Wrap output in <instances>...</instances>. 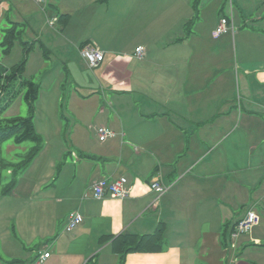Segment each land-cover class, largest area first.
<instances>
[{"label":"crops","instance_id":"1","mask_svg":"<svg viewBox=\"0 0 264 264\" xmlns=\"http://www.w3.org/2000/svg\"><path fill=\"white\" fill-rule=\"evenodd\" d=\"M9 1L0 0V26L3 20L11 23ZM13 1L19 20L13 23L36 26L42 22L28 21L26 12L33 13L29 0ZM36 1L43 11L58 6L57 0ZM148 1H120L121 12L129 18L137 16L138 8ZM193 1L165 0V8L157 12L161 19L133 30L138 40L132 53L108 46L99 33L84 36L79 43L69 40L81 43L80 52L89 44L105 52L90 77L88 97L102 93L108 100L101 110L105 125L106 113L117 110L113 112L116 119L108 120L109 126L99 127L116 136L101 141L92 157L88 155L92 163L86 166L87 178H82L76 203L66 212L78 211L83 222L70 237H55L59 246L49 251L45 264H214L213 255L222 253V244L229 243L236 224L249 211L259 214L257 208L261 222L252 229L253 235L238 238L237 247L248 241L264 246V126L260 118L250 116L254 107L264 108L261 92H257L258 99L253 94L257 83L264 87V40L260 38L261 46L246 42L242 48L241 42L250 36L246 29L242 31V23L235 25L224 13L230 10L222 0H201L200 4L196 0L198 6H192ZM214 1L219 5L212 11L215 17L207 33L203 20L208 4ZM229 1L237 7L233 13L246 22L250 14L264 11L263 0ZM100 7L103 11V5ZM102 11L99 16H105ZM61 15H70L69 20L61 21V31H66L73 16L69 12ZM60 17L53 12L50 25L60 23ZM223 18H229L234 30L211 37ZM258 18L256 21L264 23V13ZM37 28L43 33V25ZM251 28L264 33L262 27ZM30 30L36 34L35 27ZM3 38L4 34L1 43ZM38 40L45 45L42 39L34 41ZM139 48L145 49L143 59L137 57ZM238 90L250 100L252 111L245 115L238 111ZM122 176L129 180L127 198L93 197L90 187L94 182ZM156 176L169 187L162 195L150 187ZM59 198V202L64 200ZM162 223L161 251L129 253L124 263L113 252L111 240H103L122 233L152 234Z\"/></svg>","mask_w":264,"mask_h":264},{"label":"rangeland","instance_id":"2","mask_svg":"<svg viewBox=\"0 0 264 264\" xmlns=\"http://www.w3.org/2000/svg\"><path fill=\"white\" fill-rule=\"evenodd\" d=\"M32 1L29 0L27 3L33 12H26L27 19L29 18L30 23H35L37 19L42 22L36 26L29 23L22 26L20 28L21 36L16 40L9 54L4 53L0 40V61L8 67H14L26 59L25 50L30 48L23 42H33L35 39H42L45 42V47L40 42L32 46L23 72L24 79H31L40 86L33 122L36 134L41 138L43 146L24 170L16 172L14 168H11L2 171L0 264H32L33 258L37 257L39 253L57 249L59 244L57 246L54 243L55 237L64 240L78 228L71 233L66 231L70 214L78 212L72 211L67 215V211L76 203L75 199L81 188L82 178L83 180L87 178L86 166L92 163L88 155L92 157L96 147L101 143L97 129L100 126H109L108 120L113 121L117 117V114H113L115 111L113 110V112L106 113V125L102 122L105 116L101 110L106 106L108 100L102 93L88 97L89 86L92 85L89 80L94 76L95 68L90 67L87 60L83 58L79 49L81 43L76 44L69 40L79 43L84 36L89 38L99 33L98 37L102 38L103 42L108 41V46L122 51L128 50L132 53L131 48H133L135 39L138 40V37L133 34V30L136 27H150L156 18L161 17L157 12L165 8L166 4L165 0H149L143 4V7L138 8L137 16L129 18L127 13L121 12L120 3L123 0H110V5L98 3V0H57V8L52 9L49 6L44 11L40 8L42 5L38 4L36 0ZM195 1L192 6H198ZM198 2L200 4L201 0ZM9 3L11 5L9 13L11 23L3 20L0 26V39H2L4 31L8 27H12L13 22L19 21L16 19V4L13 0H10ZM221 3L230 10L229 14L227 9L224 13L232 21L234 20L235 25H238V22L242 23V31L246 29L245 31L250 36V40L241 42L242 48H245L246 42L248 46L251 42L255 46H261L260 38L264 40V33L259 34L257 33L259 29L251 27L264 28L263 22L256 21L264 11L250 14L247 18L249 21L246 22L244 18H238V14L233 13V11L236 12L237 7L230 4L229 0H222ZM261 3L264 7V0ZM61 5L66 8L62 9ZM101 5H103V11ZM106 5H109V8ZM218 5V1L208 4L207 18L203 20L207 33L210 31L215 17L214 14L212 15V11ZM98 9L104 12L105 16H99ZM53 12L55 16H61L63 12H69L73 16L68 30L61 31V22L56 23V26L50 25L49 18ZM245 14L247 15L246 12ZM192 21H195V25L198 26L197 18ZM220 24L221 22L218 25ZM42 25L44 26L43 33L39 32L37 28ZM31 27L36 28V34L31 32ZM217 28L211 37L216 36ZM222 35H219L218 38ZM239 44L238 41V46ZM141 49L143 50V48ZM137 57L144 58L143 56ZM239 57L244 59L241 53H239ZM249 57L246 56V58ZM256 86L258 87L253 89V94L258 99L257 92H261L262 105L264 104V87L261 85L259 88L258 83ZM17 89L19 93L4 112L2 119L30 116L25 101L26 91L20 89L19 86ZM257 99L255 101H258ZM249 101L245 100L239 90L237 91L236 102L240 114L245 115L251 110ZM263 110L254 107V114L251 113L250 116L260 118L263 124L262 121H258L264 126ZM34 146L35 144L32 142H25L21 145L7 142L4 146L3 156L8 161L20 162ZM82 155H87V157L81 159ZM8 190H12L13 193L7 197L5 193ZM88 192L86 191L84 195H87ZM84 195L82 200L79 198L80 203L84 201ZM59 197L64 200L59 202L57 200L60 199ZM256 211L260 214V208H257ZM253 234L254 232H250L246 236ZM237 240L229 237V243L222 244V253L213 255V263L264 264V246L258 247L248 241L237 247V243L240 245V241ZM224 241L223 238L222 242ZM206 264L209 262L206 261Z\"/></svg>","mask_w":264,"mask_h":264},{"label":"trees","instance_id":"3","mask_svg":"<svg viewBox=\"0 0 264 264\" xmlns=\"http://www.w3.org/2000/svg\"><path fill=\"white\" fill-rule=\"evenodd\" d=\"M69 16L70 15H61L59 19L60 22L69 20ZM22 26L23 25L18 23H12V27L5 31L4 38L1 43L5 54H9L11 52L16 40L20 38V28ZM187 27H189V24ZM37 42H40L41 45L45 47L41 40L23 42L25 46L30 48L25 50L26 59H24L22 63L14 67H8L0 61V184L2 181L3 170H10L11 168H14L16 172L24 170L28 167L29 163L35 158L43 146L41 138L36 134L33 122L35 106L40 94V86L31 79H24L23 76L25 64L28 60L27 57L31 53L32 46H34ZM17 86L26 91L25 101L28 105L30 116L2 119L4 112L19 93ZM7 142H13L17 145H21L25 142H32L35 146L23 157L24 159L22 161L12 162L8 161L3 156L4 146ZM12 193V190H8L6 191L5 196H11ZM164 238L165 225L162 223L152 234L140 236L137 234L122 233L116 237L106 236L103 240H106L105 242L111 240L113 252L117 254L121 258V262L124 263V260L129 253L161 251Z\"/></svg>","mask_w":264,"mask_h":264},{"label":"built area","instance_id":"4","mask_svg":"<svg viewBox=\"0 0 264 264\" xmlns=\"http://www.w3.org/2000/svg\"><path fill=\"white\" fill-rule=\"evenodd\" d=\"M230 30H234V27L230 25V20L224 18L221 24L217 28L216 36L225 34ZM82 56L87 60L90 67L94 68L98 66L104 59V52L100 51L94 45L89 44L85 46L82 51ZM137 56H143V50L141 48L137 51ZM97 134L100 141L104 142L109 138H114L116 135L114 132L108 130L105 127L98 129ZM129 180L127 177L122 176L115 181L101 180L94 182L91 186V191L95 199L101 200L107 196L114 198L125 199L129 196L128 190ZM152 191L158 195H162L169 190V187L164 186L161 183L160 176L154 177L150 182ZM83 222V217L79 212H73L70 214L69 223L66 227L68 232H72ZM260 223L258 214L254 211H249L247 215L242 218L237 224L231 235L233 239H238L240 236L248 234L255 226ZM49 252L39 253L33 264H45L48 260Z\"/></svg>","mask_w":264,"mask_h":264}]
</instances>
